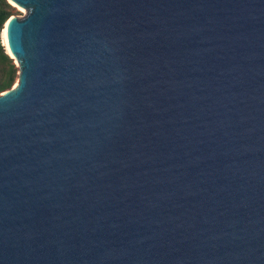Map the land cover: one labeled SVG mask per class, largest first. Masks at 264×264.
<instances>
[{
    "label": "water",
    "instance_id": "water-1",
    "mask_svg": "<svg viewBox=\"0 0 264 264\" xmlns=\"http://www.w3.org/2000/svg\"><path fill=\"white\" fill-rule=\"evenodd\" d=\"M7 1L0 264H264V0Z\"/></svg>",
    "mask_w": 264,
    "mask_h": 264
},
{
    "label": "trees",
    "instance_id": "trees-1",
    "mask_svg": "<svg viewBox=\"0 0 264 264\" xmlns=\"http://www.w3.org/2000/svg\"><path fill=\"white\" fill-rule=\"evenodd\" d=\"M12 14H14V6L7 0H0V33ZM16 77L17 66L13 58L5 51L0 38V92L11 87Z\"/></svg>",
    "mask_w": 264,
    "mask_h": 264
},
{
    "label": "rangeland",
    "instance_id": "rangeland-1",
    "mask_svg": "<svg viewBox=\"0 0 264 264\" xmlns=\"http://www.w3.org/2000/svg\"><path fill=\"white\" fill-rule=\"evenodd\" d=\"M26 14L25 10L20 9L18 6H14V16H24ZM16 81V80H15Z\"/></svg>",
    "mask_w": 264,
    "mask_h": 264
},
{
    "label": "bare ground",
    "instance_id": "bare-ground-1",
    "mask_svg": "<svg viewBox=\"0 0 264 264\" xmlns=\"http://www.w3.org/2000/svg\"><path fill=\"white\" fill-rule=\"evenodd\" d=\"M12 3V2H11ZM13 4V3H12ZM13 5H15V4H13ZM16 6V5H15ZM7 22V21H6ZM6 24V23H5ZM4 29H5V25H4V28H3V30H2V39H3V42H4V44H5V46H6V42H5V37H4ZM6 50L8 51V48H7V46H6ZM9 52V51H8Z\"/></svg>",
    "mask_w": 264,
    "mask_h": 264
}]
</instances>
